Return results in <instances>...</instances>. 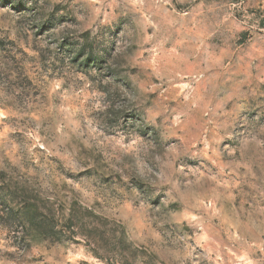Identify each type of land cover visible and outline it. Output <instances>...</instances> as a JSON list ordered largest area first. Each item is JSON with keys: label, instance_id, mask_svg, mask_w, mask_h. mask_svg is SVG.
<instances>
[{"label": "rangeland", "instance_id": "obj_1", "mask_svg": "<svg viewBox=\"0 0 264 264\" xmlns=\"http://www.w3.org/2000/svg\"><path fill=\"white\" fill-rule=\"evenodd\" d=\"M0 264H264V0H0Z\"/></svg>", "mask_w": 264, "mask_h": 264}]
</instances>
